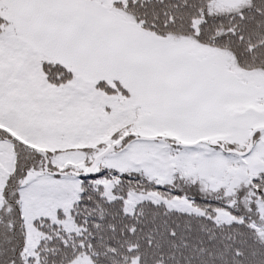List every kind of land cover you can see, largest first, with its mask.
<instances>
[{"label":"snow or ice","instance_id":"6c2138e0","mask_svg":"<svg viewBox=\"0 0 264 264\" xmlns=\"http://www.w3.org/2000/svg\"><path fill=\"white\" fill-rule=\"evenodd\" d=\"M0 264H264V0H0Z\"/></svg>","mask_w":264,"mask_h":264}]
</instances>
